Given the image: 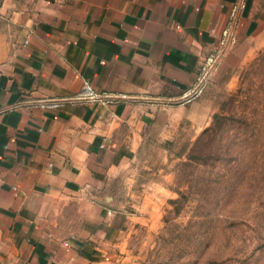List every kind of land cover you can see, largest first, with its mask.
Segmentation results:
<instances>
[{
    "label": "crops",
    "instance_id": "1",
    "mask_svg": "<svg viewBox=\"0 0 264 264\" xmlns=\"http://www.w3.org/2000/svg\"><path fill=\"white\" fill-rule=\"evenodd\" d=\"M226 28L223 78L264 49V0H0V264L110 254L159 196L133 178L150 133L214 113L193 93Z\"/></svg>",
    "mask_w": 264,
    "mask_h": 264
},
{
    "label": "rangeland",
    "instance_id": "2",
    "mask_svg": "<svg viewBox=\"0 0 264 264\" xmlns=\"http://www.w3.org/2000/svg\"><path fill=\"white\" fill-rule=\"evenodd\" d=\"M217 69L198 87L214 103L201 129L148 136L133 178L159 196L132 198L138 216L100 264H264V49Z\"/></svg>",
    "mask_w": 264,
    "mask_h": 264
},
{
    "label": "built area",
    "instance_id": "3",
    "mask_svg": "<svg viewBox=\"0 0 264 264\" xmlns=\"http://www.w3.org/2000/svg\"><path fill=\"white\" fill-rule=\"evenodd\" d=\"M235 43H236V34L231 29L226 28L222 34L218 49L214 53H212L209 57H207L205 64L202 66L201 73H205V74L204 76H201L199 85L201 81L205 80L207 73L209 71H213V69L217 66L221 57H224L231 49H233ZM197 94H199V88H197V91L193 93V95L195 96ZM85 95H89L91 99H99L101 97V95L99 93H96V91H94L91 87H88L86 89ZM82 96L84 95H80L79 97H71L70 99H66V100L64 99L58 100L56 98L45 99V100H40L38 104H41L44 107H56L62 105L65 102L75 101L78 98H82Z\"/></svg>",
    "mask_w": 264,
    "mask_h": 264
}]
</instances>
